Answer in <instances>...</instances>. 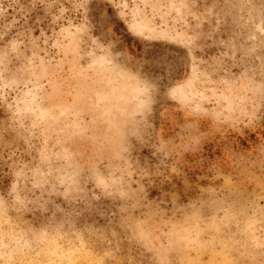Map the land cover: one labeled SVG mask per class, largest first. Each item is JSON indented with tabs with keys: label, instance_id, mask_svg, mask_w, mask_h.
Returning <instances> with one entry per match:
<instances>
[{
	"label": "rangeland",
	"instance_id": "374dc122",
	"mask_svg": "<svg viewBox=\"0 0 264 264\" xmlns=\"http://www.w3.org/2000/svg\"><path fill=\"white\" fill-rule=\"evenodd\" d=\"M0 264H264V0H0Z\"/></svg>",
	"mask_w": 264,
	"mask_h": 264
}]
</instances>
